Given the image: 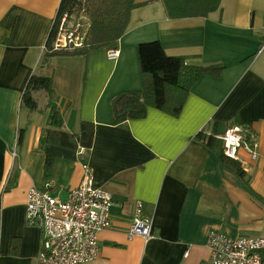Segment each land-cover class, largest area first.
<instances>
[{
  "label": "crops",
  "instance_id": "crops-1",
  "mask_svg": "<svg viewBox=\"0 0 264 264\" xmlns=\"http://www.w3.org/2000/svg\"><path fill=\"white\" fill-rule=\"evenodd\" d=\"M61 1L0 0V264H40L43 235L26 222L27 193L50 185L65 199L80 185L84 165L114 202L111 227L100 234V254L89 264H212L211 232L264 237V0H222L208 17L180 20L152 0L132 12L115 45L86 58L52 57L42 66ZM153 41L188 65L224 71L202 77L179 116L149 108L145 118L116 126L111 100L142 89L138 46ZM111 49L119 50L117 60L108 58ZM33 75L52 77V108L62 112L66 132L94 125L92 149L41 148L49 97L34 95L36 111L21 106ZM240 124L252 126L259 142L255 162L240 152L245 178L197 139ZM48 157L54 161L46 178ZM139 203L142 217L153 220L149 242L128 238Z\"/></svg>",
  "mask_w": 264,
  "mask_h": 264
},
{
  "label": "trees",
  "instance_id": "trees-1",
  "mask_svg": "<svg viewBox=\"0 0 264 264\" xmlns=\"http://www.w3.org/2000/svg\"><path fill=\"white\" fill-rule=\"evenodd\" d=\"M167 16L171 20L187 18H205L218 11L222 0H162ZM149 2L138 0H62L58 16L64 13L86 10L91 23L87 46L72 52H53L51 50L54 33L51 32L46 50L41 62L45 65L52 57H87L91 50L115 45L126 33L130 24L131 14L135 9L147 5ZM141 68L142 89L139 91H123L111 100L113 122L116 126L126 125L131 120L143 119L148 109L154 108L175 116H179L187 96L192 88L204 76L220 77L224 71L222 65L199 67L188 65L185 58L168 56L160 41L141 43L138 46ZM45 91L52 108L55 99L52 77L33 75L29 78L22 95L21 106L30 111L38 108L34 95ZM210 136L201 132L197 139L204 142L215 151L221 163L242 178L246 172L241 164L229 159L223 153L222 142L214 132ZM95 127L93 124L82 123L79 134H70L64 130L63 114L52 108L50 128L40 140L41 148L55 145L70 150L93 147ZM23 136L19 137V144ZM53 158L48 157L45 163V177L48 178L52 170Z\"/></svg>",
  "mask_w": 264,
  "mask_h": 264
},
{
  "label": "built area",
  "instance_id": "built-area-1",
  "mask_svg": "<svg viewBox=\"0 0 264 264\" xmlns=\"http://www.w3.org/2000/svg\"><path fill=\"white\" fill-rule=\"evenodd\" d=\"M150 2L152 0H143ZM91 23L85 9L57 16L52 32L53 52H72L87 46ZM120 57L118 49L108 52L110 60ZM229 159L244 164V151L255 162L258 157V134L249 125H233L217 137ZM82 154L85 149H81ZM17 155L14 153V157ZM112 195L97 187L92 169L83 166L80 185L69 191L65 199L54 196L50 185L32 187L27 193L26 222L42 231L40 264H89L100 254V234L111 227ZM142 203L137 206L128 238L153 239V220L142 217ZM212 264H264V237L232 238L211 232L207 240Z\"/></svg>",
  "mask_w": 264,
  "mask_h": 264
},
{
  "label": "rangeland",
  "instance_id": "rangeland-1",
  "mask_svg": "<svg viewBox=\"0 0 264 264\" xmlns=\"http://www.w3.org/2000/svg\"><path fill=\"white\" fill-rule=\"evenodd\" d=\"M139 1H142V2H143V0H138V2H139Z\"/></svg>",
  "mask_w": 264,
  "mask_h": 264
}]
</instances>
